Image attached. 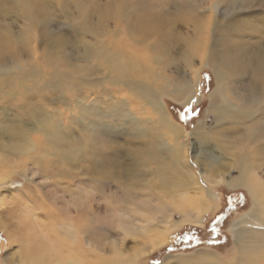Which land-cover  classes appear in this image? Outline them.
<instances>
[{
	"label": "bare ground",
	"instance_id": "obj_1",
	"mask_svg": "<svg viewBox=\"0 0 264 264\" xmlns=\"http://www.w3.org/2000/svg\"><path fill=\"white\" fill-rule=\"evenodd\" d=\"M192 1L196 7L204 9L194 17L187 27L191 31L183 37L178 34L181 30L172 26L173 22L160 20L146 7L138 16L134 12L132 16L136 18L132 21L125 14L123 2L116 3L117 10L108 6L101 16L97 14L96 20L82 14L81 31L88 29L96 36L108 38L100 41L112 50L102 58L103 78L140 115L135 120L138 135L144 139L142 143L151 142L152 148L150 152L139 148V152L132 153L135 166L126 167L116 159L118 154L112 157L109 148L100 149V145H105L107 132L102 123L90 121L92 113L91 117L82 115L84 127L76 138L71 139L58 127L38 124L42 137H28V141L16 142V147L12 148L1 147L0 168L5 171L0 182L6 181L14 169L21 168V173L27 176L38 166L52 161L57 168L64 166L57 169V175L69 178L71 181L67 184L72 185L66 189L54 185L51 199L46 197L44 189H39V206L26 204L16 219L14 230L2 225L8 240L20 245L17 264H137L165 247L169 235L184 224L205 226L204 215L213 210L208 185L222 183L233 170L238 174L231 176L228 185L245 188L252 199L250 211L235 220L231 227L234 262L224 263L214 252L197 250L189 256L168 255L161 264H264V48L253 39L260 30L248 27L242 32L236 26L235 32L229 30L224 37L216 36L212 46L209 38L211 23L221 10L232 14L238 6L244 8L252 0ZM77 8L82 10L79 5ZM203 10L209 15L205 20ZM203 20L206 25L201 24ZM220 22L218 20L217 24ZM109 25L112 30L106 28ZM240 32L243 36L248 32L251 41H256L245 42L241 47L245 51L243 55L232 52V46L238 43L234 34ZM0 45L9 55L12 53L13 58L19 53L1 34ZM90 45L86 42L88 55L101 53V45ZM250 45L258 48L255 52L249 49L247 54ZM15 63L12 60L10 64L12 69H17L16 80L21 84L18 94L28 102L31 91H39L43 83L81 95L80 100L85 101L86 106L101 102V91L109 92L104 82H98L102 80L100 74L97 78L90 76L92 81L79 77L82 81L74 83L57 69L55 74L39 77L33 70L26 73L20 62ZM205 65L213 68L216 77L208 106L215 126L207 128L200 124L190 132L199 146L193 149L185 143L184 127L173 119L163 98L166 96L181 105L196 98ZM91 74H96L94 68ZM13 77L7 71L0 73V90L13 86ZM236 77H246L247 82L243 83L246 86L239 89V85L234 84ZM85 88L94 90L84 91ZM199 101L197 97L196 102ZM86 108L82 110L87 113ZM19 133L13 140L22 136V132ZM77 141L75 146L73 143ZM213 142L216 148L210 150ZM109 163L114 165L109 166ZM106 180L115 183L127 196L146 199L152 195L156 208L150 209L148 202L140 201L145 206L136 204L134 209L124 212L109 200L108 204H113L109 210L116 212L114 220L100 215L95 219L99 206L91 204L89 197H96L95 192L100 191V195L104 192L97 188L93 193L88 182L98 186ZM20 199L24 204V199ZM176 214L181 218L179 222L174 220Z\"/></svg>",
	"mask_w": 264,
	"mask_h": 264
},
{
	"label": "rangeland",
	"instance_id": "obj_2",
	"mask_svg": "<svg viewBox=\"0 0 264 264\" xmlns=\"http://www.w3.org/2000/svg\"><path fill=\"white\" fill-rule=\"evenodd\" d=\"M188 1L0 0V34L4 39L9 40L12 47L16 48L15 52L19 51L18 55L13 58V54L9 55L0 45V56L5 57L4 61L0 59V73L4 74L7 71L14 76V81L12 80L14 85L4 86L0 90V156L3 154L1 149L3 146L9 145L8 148H12L13 146L16 147V142L25 141L28 137L35 139L42 137L43 134L37 129L38 124H49L58 127L61 131L69 134L71 139L76 138L84 127L82 115L91 117L92 113L90 121L94 124L102 123L107 132L105 145H100V149L109 148L110 152L108 153L110 156L115 157L114 154H118L117 160L122 161L126 167H134L132 153L139 152V148L150 152L151 142L145 143V141L142 143L144 139L139 137L135 123L140 115L132 110L127 101L120 98L119 92L110 87L109 81L103 78L105 69L102 68V58L112 50L100 41L105 42L108 38L105 39L103 35L96 36L93 31L88 29L81 31L79 23L84 21L82 14L88 15L91 20H96L98 15L101 16L108 6H112L114 10H117L116 3L123 2L125 14L130 21L140 15L142 8L146 7L148 11L157 14L160 20L165 19L168 23L173 22L172 26L181 30V33L178 34L183 37L191 31L187 27L194 17L200 14L201 9H204L196 7L192 0ZM77 5L82 10L78 9ZM237 8L238 10H235V13L232 14L221 10V13L214 18L209 34L210 45L215 44L214 39L216 36L221 35L224 37L229 30L235 32V27L238 26L242 32L243 28L248 29V27L257 29V31L260 30L259 34L255 35L253 39L259 41L258 45L264 48V0H252L251 3H247L246 7L238 6ZM134 12L137 13L136 16H132ZM203 14L205 16L204 20L208 18L209 15L206 10H203ZM204 20L201 21V24L204 22L206 25L207 22ZM218 20L221 21L219 24H217ZM246 20H248L246 24H242ZM106 28L112 30V25ZM242 32L234 34L238 43L232 46V52L239 55L245 53L244 49L241 48L246 44L245 42L253 41L250 39L251 34L248 35V32H246L243 36ZM241 36L244 39L243 41ZM256 41H253V43ZM86 42L91 43L90 46L94 47L101 45V53L91 52L88 55L89 46H86ZM257 48L250 45L248 49L245 48L248 50L246 53L248 54L250 50L255 52ZM19 58H21V61ZM12 60L16 63L20 62L26 73L33 70L39 77H44L49 76L57 69L74 83L82 81L81 78L90 80V76L97 78L100 74L102 80H98V82H104L109 92L104 93L101 91L100 95L103 97L101 102L86 106L83 103L85 101L80 100L81 95H74L69 90L43 83L39 91H31L30 102H28L27 98L18 94L21 84L19 80H16L18 78L17 69L14 70L11 67ZM198 60L199 57L196 56V61L198 62ZM93 68L96 70V74H91ZM201 72V81L197 85L196 98L191 103L181 105L166 96L163 98L166 108L170 113L172 112L173 119L184 127L187 139L185 143L188 144V148L193 149L194 147L198 149L199 146L196 139L190 135V132L200 124L205 125L207 128L215 126V121H212L213 117L208 112L210 93L216 86L215 73L210 65H205ZM236 78L234 84H238L239 89L246 86L243 85L247 82L246 77ZM83 83L85 84L86 81ZM28 86L32 88V82H29ZM83 90L90 92L94 89L85 88ZM197 97L200 98L199 102H196ZM91 98L90 96L89 101H91ZM84 106L87 107V113L82 110ZM75 107L77 108L75 109ZM190 108L195 109V114L189 110ZM178 116H185L186 120L178 119ZM19 131L22 132V136L17 141L13 140L17 135L20 136ZM135 136L139 139H136ZM77 143L78 141L73 144L76 146ZM215 148V143H211L209 149ZM189 153H191V149ZM46 163L44 166H38L37 170L29 172L27 176L21 173V168L14 169L15 172L12 171V175L6 181L0 182V194L3 195V203L0 204V264H17L21 255L19 243H12L8 240L2 225L4 224L7 229L14 230L16 219L25 210V205H38L41 201L39 189H44L46 197L51 199L53 194L50 191H53L54 188L66 189L67 186H72L67 184L71 181L69 178L63 179V177L60 178L57 175V169H63L64 166H58L57 168L56 163L54 164L52 161L47 165ZM113 165L114 163H109V166ZM24 166L22 164V167ZM3 169L0 168V176L5 171V168ZM78 170H81L80 166H78ZM237 174L233 170L231 174H226L225 178L227 180H224V183H218L214 186L208 185L212 194L213 210L204 215L205 226L184 224L169 235V241L165 247L152 256L141 259L137 264H161L168 255L189 256L197 250L214 252L221 257L224 263L226 261L234 262L235 247L231 227L234 221L245 216L252 206V199L245 188L241 186L230 187L228 185L231 176ZM39 177H43V179H38ZM59 178L60 180H58ZM88 188L93 193L97 188L104 192L101 195L100 191L95 192L96 194H93L96 196L94 197L95 200L93 197H89L91 204H98L96 207L99 206L98 210H95V215H97L94 217L95 219L100 215L103 218L114 220L113 215L116 212L113 213V210H109L113 208V204L110 203L111 206L108 204L109 200L124 212L134 209L136 204L145 206L140 201L148 202L150 209L156 208V199L152 195L146 196V199H138V195L127 196L112 181H103L98 186L89 181ZM98 195L100 196L98 197ZM66 196L68 198L67 193ZM20 198L24 199V204ZM60 202H62L61 199ZM114 208L116 209V207ZM219 214L224 215V217L216 221L215 219ZM178 215L176 214L174 218L177 222L181 220ZM175 257L177 258V256ZM176 258H174V261Z\"/></svg>",
	"mask_w": 264,
	"mask_h": 264
},
{
	"label": "snow or ice",
	"instance_id": "obj_3",
	"mask_svg": "<svg viewBox=\"0 0 264 264\" xmlns=\"http://www.w3.org/2000/svg\"><path fill=\"white\" fill-rule=\"evenodd\" d=\"M189 103H191V101H189ZM193 114H195V109L194 108H190L189 109ZM178 119H184V120H186V118H185V116H178ZM38 179H43V177H39Z\"/></svg>",
	"mask_w": 264,
	"mask_h": 264
},
{
	"label": "trees",
	"instance_id": "obj_4",
	"mask_svg": "<svg viewBox=\"0 0 264 264\" xmlns=\"http://www.w3.org/2000/svg\"><path fill=\"white\" fill-rule=\"evenodd\" d=\"M234 204V203H233ZM229 207H230V205H229ZM234 209H235V207H234ZM221 217H224V215H222V214H219L216 218L217 219H215L216 221L218 220V219H220Z\"/></svg>",
	"mask_w": 264,
	"mask_h": 264
}]
</instances>
